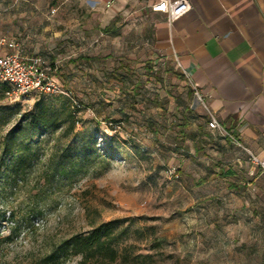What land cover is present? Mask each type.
I'll use <instances>...</instances> for the list:
<instances>
[{
    "label": "rangeland",
    "instance_id": "1",
    "mask_svg": "<svg viewBox=\"0 0 264 264\" xmlns=\"http://www.w3.org/2000/svg\"><path fill=\"white\" fill-rule=\"evenodd\" d=\"M153 1L130 0L125 9H119L113 6L116 0H0V35H29L30 27L40 24L43 29L45 23L66 30L63 40L53 35L50 40L51 32L41 31L48 34L46 45L42 39L37 45L31 42L30 35L27 50L54 52L58 58L70 56L78 61V70L66 64L65 77L73 79L71 87H63L81 106L76 132L92 131L111 162L110 170L99 177L90 173L72 186L44 185L38 176L51 152V142L44 148L41 163L17 184L2 168L0 225L8 213L13 218L0 234V264H40L61 241L88 232L90 220L99 223L124 218L129 221L121 227L129 225V231L120 243L118 259L89 264L262 263L264 191L257 193L251 186L233 190L221 180L200 183V166H205V160H189L190 143L174 135L173 122L180 120L174 114L176 102L181 107L177 115L185 107L197 113L196 119L189 120L188 133L202 122L206 111L193 96L186 99L179 70L171 61L164 62L153 48V13L148 7ZM106 2L112 3L110 8L104 6ZM104 28L110 31L104 32ZM120 62L129 65V82L141 86L135 98L130 95L131 86L127 92L114 91L119 90V84L104 76L112 74ZM146 68L155 75H148ZM52 75L61 85L54 72ZM99 87H105L102 98L111 100V114L108 105L99 108L103 102L96 93ZM157 90L159 103L165 105V120L151 103ZM39 97L32 93L14 102L0 91V111L6 106L17 111L0 126V135L31 110ZM140 108L150 120H158L157 135L147 132ZM1 120L3 123L4 118ZM169 168L178 169L177 179L168 177ZM78 261L79 257H70L60 264Z\"/></svg>",
    "mask_w": 264,
    "mask_h": 264
},
{
    "label": "crops",
    "instance_id": "2",
    "mask_svg": "<svg viewBox=\"0 0 264 264\" xmlns=\"http://www.w3.org/2000/svg\"><path fill=\"white\" fill-rule=\"evenodd\" d=\"M129 1L116 0L113 6L125 9ZM152 15L150 37L155 52L164 62L171 61L179 70L186 87V99L193 96L194 86L205 105V119L200 118L202 122L194 125L195 128L190 130L193 132L188 133L189 120L196 119L197 113L187 115L185 107L177 115L176 111L181 107L177 102L174 104L175 117L180 119L178 122L174 120L175 127L183 118L189 122L182 136L175 128V137L190 143L189 160H205V166H200V183L221 180L228 182L227 186L233 190L251 186L257 193L264 191V172L249 163L251 155L264 158V0H190V10L170 23L163 14ZM44 26L43 29L40 24L30 27L29 35L18 33L16 39L22 42L23 55H39L52 66L61 85L71 87L73 76L65 77L66 64L75 65L74 69L78 70V61L74 62L70 56L58 58L54 52L41 53L35 48L27 50L30 35L31 42L37 45L42 39L46 45L48 34H40L41 31H50V40L52 35L66 39L62 35L66 30L63 32L61 27L46 23ZM102 91L105 87H99L96 93L101 96ZM156 93L151 100L160 104L155 109L162 111V119L165 105L159 103L158 90ZM102 101L99 108L108 103L109 113H113L111 100ZM142 111L140 114L144 115L146 111ZM209 116L218 121L224 133L211 134L207 128ZM144 119L145 128L149 122L155 124L157 135L160 129L158 120H150L149 114L144 115Z\"/></svg>",
    "mask_w": 264,
    "mask_h": 264
},
{
    "label": "trees",
    "instance_id": "3",
    "mask_svg": "<svg viewBox=\"0 0 264 264\" xmlns=\"http://www.w3.org/2000/svg\"><path fill=\"white\" fill-rule=\"evenodd\" d=\"M108 31L110 28H104V32ZM80 59L90 61L89 58L80 57ZM48 66L53 72L52 66L49 64ZM130 71L126 62H120L112 74H104V76L111 77L119 84L117 92H127L128 87L131 86L130 95L135 98L140 95L141 86L139 82L135 84L129 82ZM145 71L148 75H155V71H151L150 68H146ZM0 86V91L5 95L9 87L3 83H0ZM38 94L40 97L34 102L31 110L24 112L6 133L0 135V173L4 168L7 177H11L14 180L13 184H17L35 164L41 163L40 160L45 155L44 148L51 142H53L51 152L38 176L39 180L43 179L44 185L72 186L90 173L99 177L109 171L111 162L108 153L97 145L94 133L87 129L76 132L80 122L72 108V102L60 95ZM5 97L7 98L6 95ZM99 99L105 98L101 95ZM151 103L155 107L160 105L155 100H151ZM187 112L191 111L187 110ZM16 113L14 108L8 106L1 108L0 126L8 123ZM2 118H4L3 123H1ZM188 126V120L183 118L182 123L176 126L177 134L182 136ZM146 130L156 135L157 127L153 122H149ZM10 217L12 220L13 214ZM2 219L4 220V217ZM86 219H90L89 214H86ZM128 221L127 218L99 223L94 219L90 220L88 232L61 241L40 261V264H60L62 259L65 261L70 257H79L78 264H89L93 261L113 263L118 259L120 243L129 231V225L121 227V224ZM261 264H264V255Z\"/></svg>",
    "mask_w": 264,
    "mask_h": 264
},
{
    "label": "built area",
    "instance_id": "4",
    "mask_svg": "<svg viewBox=\"0 0 264 264\" xmlns=\"http://www.w3.org/2000/svg\"><path fill=\"white\" fill-rule=\"evenodd\" d=\"M18 1V0H15ZM111 2H106L105 7L110 8ZM151 13H160L166 17L167 22H172L184 16L190 10V0H154L149 4ZM51 14L54 10L50 11ZM51 68L39 55L24 56L22 42L16 38L0 37V83L6 84L9 89L5 93L8 99L19 101L28 98L32 93L44 95H60L68 98L73 105L75 114L79 117L81 106L73 100L71 94L58 84L52 75ZM192 94L198 103L204 105L202 96L196 87H192ZM207 128L214 132L224 133L218 121L209 116ZM249 163L252 167L264 172V158L250 156ZM178 169L169 168L167 171L170 179L178 178ZM12 223L10 213L0 225V234L8 229Z\"/></svg>",
    "mask_w": 264,
    "mask_h": 264
}]
</instances>
